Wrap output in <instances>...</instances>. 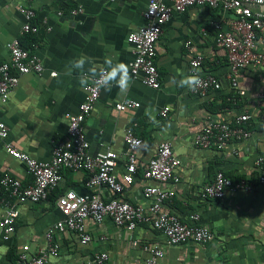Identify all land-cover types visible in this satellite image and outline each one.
<instances>
[{"label": "crops", "instance_id": "obj_1", "mask_svg": "<svg viewBox=\"0 0 264 264\" xmlns=\"http://www.w3.org/2000/svg\"><path fill=\"white\" fill-rule=\"evenodd\" d=\"M147 4L148 0H0V64L9 61L8 43L19 38L45 69L40 77L22 76L9 101L0 105V119L9 130L7 140L0 139V179L9 174L26 185L32 183L25 164L7 153L6 144L40 162L51 161L56 143L68 137L69 119L79 113L86 88L104 71L108 73L106 85L85 122L90 155L116 153L114 174L123 182L128 161L126 132L132 129L142 141L134 182L122 194L115 195L106 186L89 188L87 172L64 170L63 180L48 201L14 202L19 212L16 231L5 241L0 229V264H24L20 255L25 246L29 256L49 247L47 233L63 218L56 200L66 190L105 200L116 197L149 208L152 200L145 191L150 187L174 193L164 203V211L190 224H196L192 217L198 215L197 224L212 231V240L170 245L162 232L148 224L129 230L110 218L102 223L89 219L86 226L92 240L87 245L73 231L55 233L59 250L52 262L85 264L107 254L109 260L103 264H144L156 248L165 253L157 264H264V184L260 183L264 169L258 164L264 160V68L249 66L233 76L227 52L216 45L211 28L212 22H218L231 32L232 13L196 6L174 13L163 28L154 57L160 88L133 79L134 55L127 37L145 24ZM20 7L36 11L37 35H21L25 19ZM253 9L264 16V8ZM188 42L192 50L186 48ZM258 49L264 52V44L259 43ZM195 56L204 58L200 75L218 81L205 95L192 92L195 77L190 63ZM53 72L56 77L51 76ZM125 99L140 107L119 112L115 106ZM165 109L168 112L163 116ZM243 115L250 117L248 138L231 140L221 148L195 144L210 122L233 125ZM164 142L172 145L180 166L167 183L148 180L145 168ZM218 172L233 181H249L253 189L228 191L219 200L203 199V188ZM5 211L0 208V218Z\"/></svg>", "mask_w": 264, "mask_h": 264}, {"label": "built area", "instance_id": "obj_2", "mask_svg": "<svg viewBox=\"0 0 264 264\" xmlns=\"http://www.w3.org/2000/svg\"><path fill=\"white\" fill-rule=\"evenodd\" d=\"M196 6H208L232 13L231 32L224 31L223 26L218 22H212L211 28L215 31L216 45L227 52L233 76L249 66L264 68V52L258 49L259 43L264 44V16L261 11L253 9V6L264 8V0H148L143 13L145 24L127 37L134 55L130 63L133 79L141 80L152 89L160 88L161 76L154 57L163 28L174 13H184L187 9ZM19 11L25 19L21 35L38 34L40 27L36 23V11L25 7H20ZM77 13L78 11H72V14ZM7 48L10 55L9 61L0 64V105H5L9 101L13 89L18 86L22 76L35 74L40 77L45 70L41 60L27 50L19 38L8 43ZM186 48L192 50L191 42L186 44ZM203 62L202 56H195L190 63L191 73L195 77L192 92L199 95H205L218 84L213 76L200 75ZM51 76L56 77L57 73L53 72ZM107 76V71H104L86 88V98L80 105L79 113L69 119L68 137L56 143L51 161L40 162L19 151L12 144H6L7 153L25 164L27 173L33 181L26 185L9 174L0 179V208L6 209L4 216L0 218V229L5 241L10 240L16 231L19 212L14 202L38 204L48 201L51 193L63 180L64 170L87 172L89 188L106 186L115 195L122 194L126 186L133 184L134 175L138 169L137 152L142 141L135 136L132 129L128 130L125 136L128 161L123 182H119L114 174L118 161L116 153L110 150L97 156H91L89 153L90 144L86 137L85 122L91 116L100 98ZM231 81L234 87L238 86L235 77H232ZM240 94L244 95V92ZM261 98H264V95H261ZM139 107L140 103L130 99H125L115 106L119 112ZM167 112L168 109H165L162 115L166 116ZM249 119L248 115H243L233 125L210 122L197 136L195 144L204 149L214 144L221 148L231 140L246 139L251 135L246 127ZM8 136L9 130L0 119V139L7 140ZM258 164L264 169V160H259ZM179 166L180 161L175 157L172 145L164 142L160 144L156 156L149 161L144 176L148 180L167 183L174 179V172ZM260 183L264 184V176L260 178ZM252 189L253 183L245 180L233 181L223 172H218L213 182L203 188L201 196L203 199L219 200L224 198L228 191H251ZM145 196L152 200L149 208L124 202L116 197L105 200L100 195L81 196L74 190H66L56 200V206L63 218L47 233L49 247L34 256H29L26 253L29 247L25 246L24 253L20 255L21 261L24 264H54L52 258L58 256L59 250L58 245L54 243L57 232L73 231L78 234L81 244L87 245L92 240L86 226V221L89 219L102 223L106 218H110L117 226L126 227L129 230L136 229L140 224H148L162 232L170 245L189 241L205 244L212 240L214 236L212 231L197 224L198 215L192 217L196 224H190L164 211V203L171 200L174 193L150 187L146 189ZM150 255L144 264H157L164 258L165 253L155 248L150 250ZM108 260L107 254H101L85 264H103Z\"/></svg>", "mask_w": 264, "mask_h": 264}, {"label": "trees", "instance_id": "obj_3", "mask_svg": "<svg viewBox=\"0 0 264 264\" xmlns=\"http://www.w3.org/2000/svg\"><path fill=\"white\" fill-rule=\"evenodd\" d=\"M36 23H37V21H36ZM38 24V23H37ZM35 35H37V34H28V35H23V36H27L28 38H30V37H32V36H35ZM22 44H23V46L27 49V50H30L28 47H26V45L24 44V40L22 41Z\"/></svg>", "mask_w": 264, "mask_h": 264}]
</instances>
